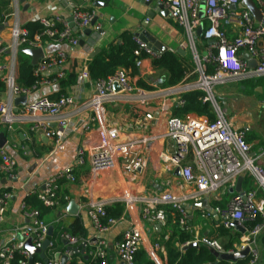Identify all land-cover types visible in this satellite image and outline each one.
I'll return each mask as SVG.
<instances>
[{"label": "built area", "instance_id": "built-area-1", "mask_svg": "<svg viewBox=\"0 0 264 264\" xmlns=\"http://www.w3.org/2000/svg\"><path fill=\"white\" fill-rule=\"evenodd\" d=\"M57 1L67 7L73 25L59 15L42 17L40 21L45 26V31L35 35L33 39L28 38V31L25 28L16 27L13 31L12 44L15 50L18 51L20 47L43 48V40L46 37L58 42L67 41L77 46L79 36L76 35L75 30L79 29L82 33L88 28L96 16V10L77 4L74 0ZM163 2L170 17L184 29L189 39L186 46L190 45L194 56L192 59L195 62V68L187 73L180 83L183 90L180 106L184 105L185 92L201 89L206 92L203 101H210L215 109L216 120L209 121L205 116L189 112L183 117L169 118L164 127L146 131L136 139L121 140L119 129L113 125H106L103 105L118 92L137 93L140 101L145 105H148L153 97L133 83L128 69L118 67L107 79L94 80L96 92L85 104L91 109L92 114L85 123L86 136L77 149L74 162L45 179L43 188L33 192L37 193L45 206L59 205V182L63 179L67 182H75V170L86 166L95 172L115 170L121 166L125 173H132L133 181L136 172L146 163L141 154L146 150L151 151L160 141L173 139L177 149L169 159V167L175 171L178 169V172L174 173L176 180L168 189L152 193H132L129 189L125 190L123 195L125 210L121 218L108 215L106 209L108 203H80L79 206L85 208L89 222L97 232L94 238L82 242L86 243L88 255L92 257V263L82 264H110L107 240L101 238L100 234L109 233L123 219L127 210H135L137 202L140 204L142 218L162 225L167 219L166 207L180 214V224L193 233V239L186 242L182 249L191 243H198L199 246L204 244L212 251L228 255L246 252V255L236 262L223 261L218 257L216 262L238 264L240 260L245 259L243 264H260L264 257V196H259V191L264 193V163L258 162L257 158L252 156L253 143L247 140L245 129L237 127L235 122L227 117L226 109L215 96V87L221 83L264 76V25L254 20L249 10L241 6L242 0H205L204 18L200 16L201 0H163ZM255 2L264 16V0H255ZM202 23L205 25L204 32L202 37L198 38L196 31ZM0 24L6 22L0 20ZM135 39L139 46L135 51L137 55L141 50L147 52L151 58L161 55L151 50L146 41L137 36ZM197 39L204 42L203 55L199 53ZM211 39L214 42L209 44L208 41ZM186 46L184 45V48ZM6 50L7 47L0 46V73L2 80L10 89L12 99L27 97L40 86L55 83L66 75L69 54L62 50L56 54L44 53V57L34 71L40 79L31 88L21 86L17 83L15 66L10 72H5L9 70L2 62ZM245 54L255 59V67L249 66ZM210 62L215 64L212 74L207 72ZM47 74H52L54 77L51 78ZM193 75L196 80L188 81V77ZM90 77L92 76L88 64H85L78 74L76 85L82 84ZM116 84L120 90H116ZM74 104L75 97L72 95H61L55 99L44 96L16 105L0 100V132L9 135L17 132V123H28L31 131L42 133L48 139L59 143L67 136L70 129L71 118L66 111ZM52 123L54 127L50 126ZM8 142L6 139L4 146L0 147V170L3 174V177H0V187L6 189L12 188V181L17 178L18 166L17 159L5 148ZM21 149L25 154L28 153L26 147L21 146ZM239 176H243L244 181L253 178L256 188L251 187L248 190L242 188L240 192H233L225 201L226 194L236 186ZM3 179H5L4 183ZM11 198L12 191L0 195V231ZM204 201L211 203L212 207L201 209L203 218L214 221L215 227L223 226L240 232L239 241L232 247L226 248L221 240L203 235L199 225L195 227L191 225L187 203L198 205ZM21 207L29 222L11 230L8 238L0 242V264H11L16 251L30 260L31 253L25 248L26 243L31 241L34 247L41 248L42 243L49 237L50 225L40 216V212L35 209L27 210L24 203ZM256 217L262 218V222L251 229L248 228L246 223ZM234 221H237L245 231L241 232L233 227ZM63 238L69 240L70 246H77L76 239L68 235ZM144 246V232L137 224L125 229L121 238L115 243L117 255L124 264H136V253L141 247L145 249ZM147 249L155 264H164L158 255V251L163 249L159 243ZM64 254L68 256L67 264H69L73 260L74 251L68 248L61 254L57 250L56 241L50 238L46 250L48 263L61 264V257ZM35 264L41 263L37 261Z\"/></svg>", "mask_w": 264, "mask_h": 264}, {"label": "crops", "instance_id": "crops-1", "mask_svg": "<svg viewBox=\"0 0 264 264\" xmlns=\"http://www.w3.org/2000/svg\"><path fill=\"white\" fill-rule=\"evenodd\" d=\"M74 1L86 8L96 10L98 19L88 27L92 30L91 35L87 37L85 45L79 49L67 41L58 42L46 37L43 40L44 53L56 54L60 50L65 51L71 59L78 61V64L80 63V66H82L88 64V60L91 59L90 55L96 50L107 49L111 43L119 38L124 30H131L134 34L146 31L165 45L168 50L177 52L178 49H185L187 52L184 56L188 55L190 47L188 48L186 43L189 42V39L184 29L170 17L163 0H152L150 5H147L144 0H108L107 6L104 7L94 6L95 0ZM150 11L151 15H149ZM57 15L65 17L70 23L72 22L67 7L57 0H12L11 13L5 21L6 24H0L3 25V28L0 29V46L7 47L2 57V62L9 68V70L5 71L6 73L10 72L15 66L16 77L18 76L17 50L12 45L14 29L16 27L23 28V24L30 20ZM99 28L102 31L99 32ZM75 32L80 39L84 31L81 33L77 29ZM184 45L186 46L185 48ZM197 45L199 47L198 50H201V52L199 50V53L203 55L204 42L198 40ZM70 62L71 60L68 61V65H70ZM139 67L140 76L150 85V88L140 87L153 97L148 105L143 104L140 101L139 94L134 92H118L112 95L103 105V117L106 125L116 126L119 129V138L121 140L136 139L146 131L164 127L168 119L173 116H184L175 114L182 108L180 106L183 93L181 84L163 87L158 83L159 71L153 68L151 57L142 59L139 62ZM49 76L51 77L52 74ZM253 78L257 77H249L237 81L235 84L238 83V87L244 94L247 86L242 82ZM94 80V78L90 77L89 80L80 85L75 84L67 88L65 95L74 96L75 104L66 111L71 118V126L67 136L59 143L48 139L42 133L31 131L28 123H17V132L9 135L5 134L6 139L9 141L5 148L17 159L18 166L17 178L12 181V198L7 208V216L1 226L0 242L8 238L11 230L29 222L21 207L24 198L29 193L42 189L45 179L57 174L74 162L77 149L86 136L84 131L85 123L92 114L91 109L87 108L85 104L96 92ZM187 80L194 81L196 79L193 75L188 77ZM132 81L138 85L137 77H132ZM258 87L263 86H257L256 91H258ZM58 90L59 84L57 82L42 85L27 96V101H34L44 96L51 97ZM260 93L262 92L258 94ZM215 96L221 106L226 109L227 117L232 119L237 127L245 129L247 140L252 142L254 146L252 156L256 157L258 162L264 163V120L260 119V113L252 117L251 114L245 115L243 111L239 112L236 108L237 99L231 97L230 101L234 103L227 102L224 92L217 89L215 90ZM0 100L17 104L15 99H12L7 84L6 88L0 91ZM261 100L262 102L258 103L256 107L257 110L264 109L263 99ZM224 103H227V107L223 105ZM50 126L54 127L55 125L52 123ZM22 141L29 142L25 146L28 149L27 154L21 149ZM33 141L34 146H31ZM13 144H17V146ZM176 149V142L173 139H168L158 142L151 151H144L141 155L146 163L142 169L136 172L133 181L131 180L133 177L132 173H125L121 166V169L99 172L92 171L86 166L80 167L81 169H87V173L85 176L80 177L79 182L66 181L63 186L68 189L71 199H74L79 205L87 202H105L108 203L107 205L123 202L124 191L127 189L132 191V193L161 192L168 189L170 184L176 180L174 176L175 170L169 167V159ZM252 180L251 178V180L243 181L242 188L248 190L254 187V180ZM228 193L224 198L225 201L232 195L231 192ZM261 193L259 191V195ZM186 207L190 213L191 225L193 227L199 225L203 235H213L212 233L216 230L214 221L201 216V209L212 207V204L207 202L205 206H198L188 202ZM134 208L135 210H127L123 219L115 226H122L117 237L113 241L105 238L107 240V253L110 264H124L117 255L115 243L121 238L125 229L133 224L140 226L144 232L145 246L150 248L156 243L154 241L158 238L159 232L163 227L162 225L161 229L157 230V223L142 218L138 202ZM80 209L85 211L83 207H80ZM56 214L58 217L55 222L60 227L73 222L76 216H81V214L71 215L67 211V206L66 208H61ZM114 228L109 233L113 232ZM96 235L97 232L91 226V231L88 230V240ZM146 247L145 250L152 259L150 251ZM88 253L89 251L86 248L85 254L88 255ZM81 256L77 259L79 264L87 261L84 255Z\"/></svg>", "mask_w": 264, "mask_h": 264}, {"label": "trees", "instance_id": "trees-1", "mask_svg": "<svg viewBox=\"0 0 264 264\" xmlns=\"http://www.w3.org/2000/svg\"><path fill=\"white\" fill-rule=\"evenodd\" d=\"M12 0H0V20L6 21L11 13ZM28 31V38L33 39L35 35L42 34L45 31V26L41 23L40 19L30 20L22 26ZM23 47H20L17 51L18 56V76L17 83L21 86L31 88L40 79L35 75L34 71L37 65H33L31 57L22 51ZM139 48L135 39V34L131 30H124L119 38L111 43L107 49L99 51L88 63L89 72L94 79H107L113 75L118 67H125L130 71L133 78L137 77V84L139 86L150 88V85L146 83L140 76L139 62L149 57V54L144 50L140 51L137 55L135 51ZM70 65L66 68V75L63 78L57 80L59 84V90L55 92L51 98L55 99L61 95H65L67 88L77 83L78 74L83 67L78 64V61L69 57ZM153 68L159 71L158 83L163 87L176 86L183 82L187 73L195 68V62L193 59L187 56H181L176 51L168 50L162 53L159 57L152 58ZM207 72L212 74L215 70V64L210 62L207 66ZM54 75L51 76L53 78ZM264 79L260 76L257 82L253 84L252 91L259 93L255 90L257 86H262ZM247 86L245 81L242 82ZM6 88L5 81L0 77V91ZM251 91V90H250ZM251 91V92H252ZM206 92L201 89L187 91L183 94L184 105L175 114L186 115L189 112H196L200 116H205L209 121H215L217 114L210 101H203V97ZM22 146H27L28 141H22ZM31 146H34V141ZM36 157V155H35ZM1 163V157H0ZM87 169H81L80 167L75 170V182L80 181L81 176H85ZM0 177L3 174L0 170ZM66 180L63 179L59 182L60 189L58 191L59 205L48 207L38 198L36 192L29 193L23 200L25 208L27 210L35 209L40 212V216L45 219L49 225L54 227V234L51 240L56 241L57 250L63 254L68 245L64 244L63 237L65 235L76 239V244L79 245L83 241L88 240V229L82 217L76 216L70 224L60 227L55 219L58 217L56 212L61 208L67 206L69 200L72 198L69 195L68 189L63 185ZM6 191H12V188L0 187V195ZM68 197L69 199H66ZM109 216L120 218L124 212L125 204L123 202H115L112 205L106 206ZM167 219L163 225L159 236L156 239V243H159L162 250L158 251L160 259L164 264H213L216 261V256L212 253V250L204 244L199 247H190L186 250L182 249V246L193 239V233L187 230L180 224V214L169 207L165 208ZM262 222V218L256 217L249 220L246 223L248 228L255 227L258 223ZM213 235H209L213 239H218L223 242L226 248L232 247L239 241L240 232L231 229H227L223 226L216 227ZM82 257L81 254H74L73 260L69 264H78L77 259ZM1 261V260H0ZM39 261L41 264H49L45 262L40 254L33 256V263H29V260L16 251L11 259V264H35ZM246 260H240L238 264H243ZM92 263V257L90 256L87 261ZM136 264H155L151 259L147 251L141 247L136 253ZM260 264H264V257Z\"/></svg>", "mask_w": 264, "mask_h": 264}, {"label": "water", "instance_id": "water-1", "mask_svg": "<svg viewBox=\"0 0 264 264\" xmlns=\"http://www.w3.org/2000/svg\"><path fill=\"white\" fill-rule=\"evenodd\" d=\"M24 1V0H21ZM107 1L108 0H95L94 1V6L96 7H104L107 6ZM152 2V0L149 1H145V3L147 5H150ZM241 6L247 8L250 12L251 17L256 20L259 23H262L264 25V16L262 15L257 3L255 2V0H242ZM235 7V6H234ZM204 8H205V0H201V13L200 16L201 18L205 17V13H204ZM151 11L149 12V15H151ZM98 16H95L94 19L92 20V24L97 21ZM71 25H73V21L71 22ZM204 23H202L199 28L196 31V37L201 38L204 32ZM3 28V25H0V29ZM91 29L90 28H86L81 36V38L79 39V42L76 46L77 49L83 47L86 43V39L88 36L91 35ZM98 31H102V29H98ZM135 36L139 37L141 40L146 41L148 44V47L153 50L154 52L157 53H164L166 51H168V48L163 45L159 40H157L155 37L151 36L149 33H147L146 31H143L142 33H135ZM214 42V40H209L208 43L212 44ZM23 52H25L27 55H29L31 57V62L33 65H37L42 58L44 57V50L43 48H23L22 49ZM99 50H96V52H98ZM96 52L92 53L90 55L91 59L96 55ZM186 50L185 49H178L177 53H179L181 56H184L186 54ZM246 59H248V63L250 67H255L256 66V61L255 59L250 58L249 54H245L244 56ZM88 60V63L90 62V60ZM2 76V73H0V77ZM116 90H120V87L116 84L115 85ZM257 90L259 92H262V88L258 87ZM15 102L17 104L22 103L25 104L27 102V97L23 96V97H17L15 98ZM225 107H227V103L223 104ZM6 143V135L4 132H0V147L4 146V144ZM176 173L178 172V169H176L175 171ZM243 181H244V177L243 176H239L238 180H237V184L234 188L230 189V192H240L242 190V186H243ZM5 182V179H3V183ZM207 205V202L204 201L202 203H199L198 206H205ZM67 211L71 214V215H78L81 214V216L83 217L85 226L87 227V229L89 231H91V226L89 224V219H88V215L86 211H81L79 204L72 199L69 204L67 205ZM233 227H235L236 229L240 230L241 232H244L245 229L240 226L238 224L237 221H234L232 223ZM162 227V223H157L156 224V229L160 230ZM122 226L119 225L118 227L114 228V231L111 233H103L100 234L101 238H106V239H110V241H113L117 235L119 234V232L121 231ZM54 234V227L52 225H50L48 227V238L42 243L41 248H36L33 246L31 241H28L25 245V248L27 250L30 251L31 253V258L29 260V263H33V256L35 254H40L41 257L44 259L45 262H48V257L46 255V250L49 246L50 243V238L53 236ZM63 242L64 244L68 245V248L72 249L74 251L75 254H81L84 255L85 259L89 258V255L85 254L86 252V243H82L81 245H77V246H70L69 245V240L63 238ZM190 247H199L198 243H191L190 245L184 247L183 249L186 250ZM212 253L218 257L219 259L226 261V260H231L233 262L238 261L240 258L244 257L246 255V252H242V253H237L234 255H228L225 253H219L215 250L212 251ZM68 262V256L66 254L62 255L61 257V264H67ZM213 264H217V262L215 261Z\"/></svg>", "mask_w": 264, "mask_h": 264}, {"label": "rangeland", "instance_id": "rangeland-1", "mask_svg": "<svg viewBox=\"0 0 264 264\" xmlns=\"http://www.w3.org/2000/svg\"><path fill=\"white\" fill-rule=\"evenodd\" d=\"M198 40H200V39H197V41ZM189 47H190V45L188 46V48ZM189 49L191 51L190 50L188 51L187 57L188 58H192V57H194L192 55V53H191L192 49L191 48H189ZM200 52H201V50H200ZM258 78L259 77L253 78L252 80L245 81V83L247 84V87H246L247 89L244 90V94L240 90V88L238 87V83L235 84V82H233V83L230 82V83H225V84H223V83L218 84L216 89L218 91L224 92L225 97H226L225 99H226L227 102L234 103V102L230 101V99H232V98L237 99L236 108L239 110V112L243 111V114H245V115L251 114L252 117L257 116L260 113V115H261L260 119L264 120V109L257 110V108H256L258 103L262 102L261 99H263V103H264V83L262 84L263 87H261L262 88V93L257 94V92H255V91L253 92L252 91V86H253V84H255L257 82ZM262 78L264 79V76H262ZM255 90H256V88H255ZM253 183L256 186V183L255 182H253ZM255 186L253 188H256ZM259 196H264V193L262 192L261 195H259Z\"/></svg>", "mask_w": 264, "mask_h": 264}]
</instances>
